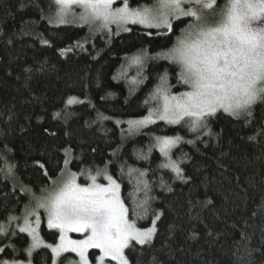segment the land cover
Wrapping results in <instances>:
<instances>
[{
	"label": "trees",
	"instance_id": "1",
	"mask_svg": "<svg viewBox=\"0 0 264 264\" xmlns=\"http://www.w3.org/2000/svg\"><path fill=\"white\" fill-rule=\"evenodd\" d=\"M151 3L130 0L132 7ZM56 15L55 0H0V226L8 229L0 234V261L28 258L31 237L9 217L22 215L30 200L25 188L41 191L61 176L63 149L71 147L68 170H106L130 209L147 199L142 218L130 212L138 227L162 214L150 243L126 249L130 264H264V100L250 117L219 110L197 131L185 120L131 133L128 121L149 112L162 76L172 92L187 89L179 66L157 54L173 47L191 18L174 20L172 31L131 24L90 35L85 25L56 23ZM140 49L150 58L122 77ZM129 77L139 82L130 85ZM70 97L76 102L68 105ZM172 136L180 137L172 157L183 178L163 167L169 162L158 138ZM41 231L50 243L59 240V230L43 223ZM97 254L91 251L93 264ZM32 259L53 264L54 257L42 247ZM76 260L68 252L58 264Z\"/></svg>",
	"mask_w": 264,
	"mask_h": 264
},
{
	"label": "snow or ice",
	"instance_id": "2",
	"mask_svg": "<svg viewBox=\"0 0 264 264\" xmlns=\"http://www.w3.org/2000/svg\"><path fill=\"white\" fill-rule=\"evenodd\" d=\"M119 2L120 6L114 7L117 0H55L56 19L59 23H65L66 15L77 5L83 9L79 16L81 21L103 29L116 24L129 31L125 26L132 23L172 31L173 20L191 18L173 47L157 54L179 66V81L188 90L172 94L166 76H162L161 85L153 96L154 99H162V105L141 120L128 121L130 127L153 122L152 115L155 114L158 119L169 123L187 120L191 130L197 131L206 127V117L220 109L232 116L246 114L250 117L251 106L258 99L264 100V0H225L223 6L219 7L217 0H152L150 5L137 4L136 7L130 6V0ZM209 11L214 14L207 15ZM148 58L147 50L140 49L133 54L131 61L142 65ZM74 102V97L66 101L68 105ZM260 134H264V129ZM179 139L158 138L160 152L168 156ZM63 151L65 168L61 169V177L53 181L51 190H44L45 194L37 199L35 206L36 209L46 210L49 228L60 230L59 243L55 246L45 244L38 232V213L26 209L19 231L31 236L28 256L31 257L34 249L45 246L51 249L54 258L71 251L79 256L77 264H90L88 249H99L101 255L97 258V264H105L106 259L116 264H130L125 250L130 248L132 242L139 245L150 243L157 231L155 220L162 214L155 217L151 227H137L136 221L129 218L130 212L142 218V213L147 211V199L130 209L121 197V185L107 175L106 170L90 176V184H78L77 173L67 169L72 149L67 147ZM37 164L44 169V164L39 161ZM163 167L173 169L178 177L183 178L182 169L175 161L169 159V163ZM7 172L11 174V165ZM100 175L107 180L106 184L97 182ZM144 175L143 172L139 173L140 177ZM141 183L144 189L148 188L146 181H137L138 185ZM30 216L36 217V227L30 221ZM19 219L10 216L9 224ZM69 231L84 233L85 237L69 239L66 235ZM0 234L7 236L8 229L0 226ZM4 251V248H0V253ZM0 264L32 262L30 259H11L2 260ZM53 264H56L55 259Z\"/></svg>",
	"mask_w": 264,
	"mask_h": 264
},
{
	"label": "rangeland",
	"instance_id": "3",
	"mask_svg": "<svg viewBox=\"0 0 264 264\" xmlns=\"http://www.w3.org/2000/svg\"><path fill=\"white\" fill-rule=\"evenodd\" d=\"M119 6H120V2H119V0H117V3L114 4V7H119ZM82 12H83V9L80 8L78 5H77V6H73V7L70 9L69 13H68V14L66 15V17H65V19H66V22H65V23H68V24L71 23V24H81V25H85V26L88 27V31H89V34H90V35H94L95 33H99V32H102V31H108V32H110V33L124 31L122 27H118L116 24H111V25L109 26V28H107V29L100 28V27H99L98 25H96V24H93V25L86 24V23H84L83 21H81V20L79 19V16H80V14H81ZM208 13H209V12H208ZM206 14H207V13H206ZM56 16H57V15H56ZM56 16H55V19H54V20L56 21V23H59V22L57 21V19H56ZM181 18H182V17H181ZM173 21H174V20H173ZM173 21H172V24H173ZM59 24H64V23H59ZM131 24H132V23H129V24H127L125 27H127V28L129 29V27H130ZM140 25L147 27L146 25H143V24H140ZM152 28H155V27H152ZM159 29H162V28H159ZM165 29H166V28H165ZM129 68L133 69L134 71H135L136 68H137V64H133L132 61H131V58H129V59L126 60L125 66L123 67V71L121 72V76H122V77L126 76V73H127V71H128ZM128 79H129L130 85H136V84H137V82H135V81H138L136 78H130V77H129ZM138 82H139V81H138ZM160 85H161V84H160ZM160 85H159V86H160ZM157 87H158V86H157ZM157 87L154 89V91H153V92L151 93V95H150L151 108H150L149 112H148L146 115L142 116V117L136 118L135 120H141V119H143L144 117L149 116L150 113H154L155 110H156L158 107H160V106L162 105V103H163V100H162V99H154V98H153V96H154V94H155V92H156ZM168 88H169V87H168ZM187 90H188V89H186V90H184V91H187ZM169 91H170L172 94H178V93L184 92V91H180V92H176V93H175V92H172V91L170 90V88H169ZM220 110H222V109H220ZM218 111H219V110H218ZM152 121H153V122H149V123H146V124H143V125L137 126V127H129V132H131V133L138 132V131H140L141 129H143V128H145V127H147V126H149V125H151V124H153V123H155V122H158V121H165V122H168V121H166V120L158 119L157 116H156L155 114L152 115ZM168 123H169V122H168ZM172 124H176V123H172ZM129 126H130V125H129ZM170 138L175 139L176 137H173V136H172V137H170ZM179 138H180V137H179ZM161 139H163V138H161ZM179 141H180V139H179ZM179 141H178L177 143H179ZM177 143H176V144L170 149V151H169V155H168V156H165V155L163 154V155L165 156V158H166V162H169V159H171L172 161H174V159H173V157H172V150H173V148L177 145ZM158 147H159V143H158ZM69 171H70V170H69ZM71 172H73V171H71ZM75 173H76V172H75ZM93 175H96V174H87V173H82V174H80V173H77V183H78V184H81V185H87V184H90V183H91L90 176H93ZM107 175H110V174L107 173ZM80 176H83L84 178H88L90 181H89L88 183H83V182H81ZM60 177H61V176H60ZM60 177H59V178H60ZM59 178H58L56 181H58ZM97 182H98V183H101V184H106V183H107V180L104 178L103 175H100V176H97ZM117 182H118V181H117ZM118 183H119V182H118ZM52 188H53V183H52L49 187H45V188H43L41 191H36V190H34V189L25 188V190L29 193L30 200H29L28 204L26 205V207H25V209H24L22 215L19 217L20 219H19V220H15V221H16L17 226H18V228H19V226L23 225V217H24V215H25L26 209H27L28 211L35 210V211L38 213V215H39V221H40V222H39V225H38V232H39L40 237L43 239V241L45 242V244H51V245L55 246L57 243H59V240H58L56 243H50V242H49V241L43 236L42 231H41V225H42L43 223L47 224V226H48V215H47L46 210L43 209V208L36 209V207H35V206H36L37 199H38L39 197H41L42 195L45 194V191H44V190H45V189H47V190H51ZM120 194H121V190H120ZM121 197H122V196H121ZM29 219H30V221H32L33 226L36 227V224H35L36 217H35V216H30ZM156 224H157V220H155V226H156ZM151 226H152V224H151L150 226H148V227H151ZM137 227H138V226H137ZM148 227H143V228H148ZM139 228H141V227H139ZM55 229H56V228H55ZM57 230H59V229H57ZM59 232H60V230H59ZM66 235H67V237H68L69 239H72V240H80V239H84V237H85V234H84V233H78V232H72V231L67 232ZM30 237H31V236H30ZM59 238H60V237H59ZM31 243H32V239H31ZM30 245H31V244H30ZM42 247H45V246H41L40 248H42ZM37 249H39V248H37ZM37 249H34V250L32 251V255H31V257L28 256V258H27V259H30V260H31L32 264H34L33 259H32V256H33L34 252H35ZM92 250H93V249H88V252H87V257H88V259H89V261H90V264H93L92 255H91V251H92ZM96 250H99V249H96ZM68 252H71V251H68ZM68 252H65V253H68ZM65 253H62L61 256H62L63 254H65ZM71 253H74V252H71ZM74 254H76V253H74ZM125 254H126V250H125ZM76 255H77V254H76ZM100 255H101V253H100V250H99V254L96 255V259H95V263H96V264H97V258H98ZM61 256H60V257H61ZM60 257H58V258H54L55 261H56V264H58V261H59V258H60ZM24 260H26V259H24ZM78 261H79V256L77 255V260H76V262H78ZM74 264H77V263H74ZM105 264H116V262H114V261H110V260L106 259V260H105Z\"/></svg>",
	"mask_w": 264,
	"mask_h": 264
}]
</instances>
